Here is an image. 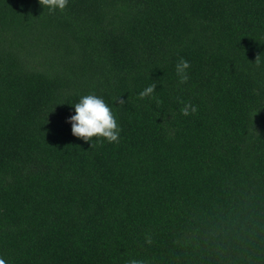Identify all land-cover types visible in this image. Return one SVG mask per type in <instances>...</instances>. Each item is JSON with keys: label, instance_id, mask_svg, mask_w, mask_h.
<instances>
[{"label": "trees", "instance_id": "16d2710c", "mask_svg": "<svg viewBox=\"0 0 264 264\" xmlns=\"http://www.w3.org/2000/svg\"><path fill=\"white\" fill-rule=\"evenodd\" d=\"M0 258L264 264V0H0Z\"/></svg>", "mask_w": 264, "mask_h": 264}, {"label": "clouds", "instance_id": "9594fccd", "mask_svg": "<svg viewBox=\"0 0 264 264\" xmlns=\"http://www.w3.org/2000/svg\"><path fill=\"white\" fill-rule=\"evenodd\" d=\"M38 2L42 7H47L50 12L63 11L68 5V0H38ZM189 67V63L183 59L176 65L180 83L187 82L189 78L187 69ZM155 89L156 83L153 82L139 93L140 98L150 97ZM116 102L123 104L125 100L118 97ZM73 106L75 114L70 116L68 121L71 123V132L74 136L90 142L94 137L104 138L109 143L119 142L120 127L103 98L93 94L84 95ZM196 111V107L191 104H186L181 109L182 114L185 116ZM148 242L150 243L151 241L149 240ZM0 264H6V261L0 258ZM129 264H137V262L130 261Z\"/></svg>", "mask_w": 264, "mask_h": 264}]
</instances>
